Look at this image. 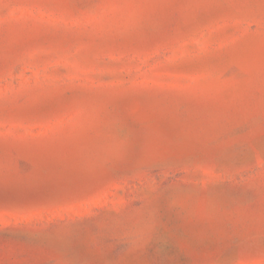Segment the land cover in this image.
Listing matches in <instances>:
<instances>
[{
    "label": "rangeland",
    "instance_id": "1",
    "mask_svg": "<svg viewBox=\"0 0 264 264\" xmlns=\"http://www.w3.org/2000/svg\"><path fill=\"white\" fill-rule=\"evenodd\" d=\"M0 264H264V0H0Z\"/></svg>",
    "mask_w": 264,
    "mask_h": 264
}]
</instances>
